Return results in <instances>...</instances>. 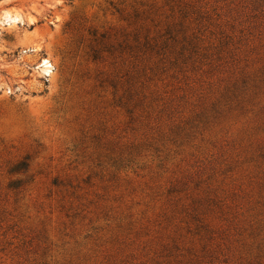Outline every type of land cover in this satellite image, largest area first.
I'll return each instance as SVG.
<instances>
[{"label":"rangeland","instance_id":"rangeland-1","mask_svg":"<svg viewBox=\"0 0 264 264\" xmlns=\"http://www.w3.org/2000/svg\"><path fill=\"white\" fill-rule=\"evenodd\" d=\"M0 264H264V0H0Z\"/></svg>","mask_w":264,"mask_h":264},{"label":"trees","instance_id":"trees-1","mask_svg":"<svg viewBox=\"0 0 264 264\" xmlns=\"http://www.w3.org/2000/svg\"><path fill=\"white\" fill-rule=\"evenodd\" d=\"M131 15L133 17H138L139 16V12L137 9H133ZM137 34L133 37V41L134 42H137L138 44V47L140 49H146V50H155L157 53H159L160 51H162L164 49V47H167L168 46V41L167 39L166 40H163L161 42H159V36H158V40L157 39H154V38H149L147 35H143V41H139L140 37H142V35L139 36V32H136ZM161 37V35H160ZM171 38V37H170ZM172 41L174 40V37L171 38ZM101 52V48H97V47H94L91 49V58L93 59H97L99 58V53Z\"/></svg>","mask_w":264,"mask_h":264}]
</instances>
